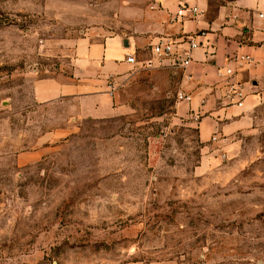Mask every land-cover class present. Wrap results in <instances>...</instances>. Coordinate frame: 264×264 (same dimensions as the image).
I'll use <instances>...</instances> for the list:
<instances>
[{
  "label": "rangeland",
  "instance_id": "374dc122",
  "mask_svg": "<svg viewBox=\"0 0 264 264\" xmlns=\"http://www.w3.org/2000/svg\"><path fill=\"white\" fill-rule=\"evenodd\" d=\"M170 17L164 0H0V264H264V125L239 151L202 143L172 67L128 68L113 118L32 98L88 29L145 57Z\"/></svg>",
  "mask_w": 264,
  "mask_h": 264
},
{
  "label": "crops",
  "instance_id": "0c3cea01",
  "mask_svg": "<svg viewBox=\"0 0 264 264\" xmlns=\"http://www.w3.org/2000/svg\"><path fill=\"white\" fill-rule=\"evenodd\" d=\"M176 1L164 0L170 14ZM201 4L206 8L205 0ZM196 28H204L206 33L199 38L201 45L192 51V62L184 72L179 69L180 92L189 100H178L177 110L188 116L198 113V136L202 143L215 136L217 140L212 143H229L231 150L239 151L238 135L256 132L264 125V0H235L231 5L219 6L212 18L199 22L169 21L161 36L179 37ZM92 32L88 29V35L74 41L67 69L34 79L32 98L36 103L60 101L68 105L74 119H106L126 112V105L118 101L115 91L124 72L134 67L125 61V56L150 57L149 46L154 41L148 44L143 57V48L135 39L120 35L95 38ZM234 54L252 57L250 62L231 64L232 78L241 84L240 104L234 102L238 96L230 99L224 85V67L227 58ZM110 82L115 85L113 90L108 86ZM40 152L26 156L36 159Z\"/></svg>",
  "mask_w": 264,
  "mask_h": 264
},
{
  "label": "built area",
  "instance_id": "2783aa9c",
  "mask_svg": "<svg viewBox=\"0 0 264 264\" xmlns=\"http://www.w3.org/2000/svg\"><path fill=\"white\" fill-rule=\"evenodd\" d=\"M205 8L202 7L201 0H177L175 9L171 13L170 22H182L191 20L199 22L204 16ZM206 30L204 28H196L192 32H185L179 37L161 36L156 41L150 43V57L137 59L134 54H126L125 61L134 65L136 68L147 69L153 67H172L180 69L183 72L192 62V51L201 45L200 37L204 36ZM181 43L185 44L181 46ZM252 61V57L247 54H234L227 58V65L224 67L223 75L225 76V86L227 95L233 100L234 96L239 99L235 103L240 104L242 98L241 84L233 80L234 70L231 68L232 63ZM110 90L115 88L113 83L108 84ZM179 100H189V96L177 93ZM192 116L198 117V113H193ZM215 136L212 140H215Z\"/></svg>",
  "mask_w": 264,
  "mask_h": 264
},
{
  "label": "water",
  "instance_id": "95a60500",
  "mask_svg": "<svg viewBox=\"0 0 264 264\" xmlns=\"http://www.w3.org/2000/svg\"><path fill=\"white\" fill-rule=\"evenodd\" d=\"M54 264H55V262H54Z\"/></svg>",
  "mask_w": 264,
  "mask_h": 264
}]
</instances>
